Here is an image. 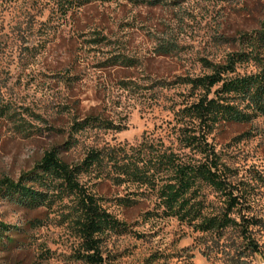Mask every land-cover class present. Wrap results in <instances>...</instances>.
<instances>
[{
	"label": "rangeland",
	"instance_id": "374dc122",
	"mask_svg": "<svg viewBox=\"0 0 264 264\" xmlns=\"http://www.w3.org/2000/svg\"><path fill=\"white\" fill-rule=\"evenodd\" d=\"M257 32L264 34V0H95L65 13L46 0H0V179L16 181L51 148L75 165L90 149L142 138L199 158L175 140L174 111L198 94L178 79L206 74L203 60L222 64L236 52L258 53L264 62V46L251 43ZM255 70L250 59L235 64L237 74ZM89 117L97 120L76 129ZM207 142L241 194L230 215L256 220L251 232L262 255L252 259L261 264L264 116L219 122ZM108 169L77 177L102 209L127 225L125 232L100 234L104 264H218L200 252L214 245V231L163 216L153 189L115 184ZM200 192L204 213L224 209L218 192L204 184ZM70 204L64 198L28 209L0 196V228L6 226L0 264H95L74 256L79 238L65 217ZM218 240L240 244L234 227Z\"/></svg>",
	"mask_w": 264,
	"mask_h": 264
},
{
	"label": "trees",
	"instance_id": "16d2710c",
	"mask_svg": "<svg viewBox=\"0 0 264 264\" xmlns=\"http://www.w3.org/2000/svg\"><path fill=\"white\" fill-rule=\"evenodd\" d=\"M46 1L65 13L95 0ZM127 1L156 4L162 0ZM253 41L251 43L257 41L264 46V34L257 32ZM249 59L255 63L256 70L235 73V64ZM202 65L209 70L208 73L178 79L188 84L191 92L198 91V94L195 100L184 104L173 114L176 142L199 158H184L163 146L161 141L144 138L127 147L117 145L103 150L90 149L75 165L63 162L56 149L51 148L44 152L32 170L22 173L16 181L1 178L0 196L28 209L50 206L69 198L71 204L65 217L79 238V249L74 256L87 263L104 264L99 253L100 234L104 230L125 232L127 225L102 209L96 197L78 182L77 177L92 169L97 172L108 166L111 171L109 177L115 184L130 182L153 189L163 216L174 217L199 231H214L217 237L214 245H206L200 251L206 259L212 262L219 259L218 264H257L252 255H262V250L251 232L256 220L242 215L236 220L230 215L239 205L241 194L237 186L226 179L207 136L219 122L249 123L258 116H264V62L258 53L236 52L222 64L203 60ZM94 119L89 117L74 125L80 129L84 123ZM109 125L103 123L102 127H111ZM202 184L223 197V210L214 214L203 212ZM226 227L236 229L240 236L239 245L218 240ZM4 229L6 226H1L0 232ZM261 264H264V259Z\"/></svg>",
	"mask_w": 264,
	"mask_h": 264
}]
</instances>
